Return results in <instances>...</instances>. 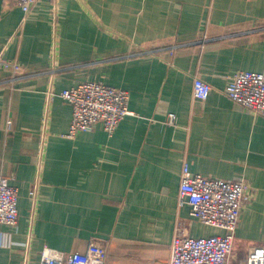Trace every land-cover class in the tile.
<instances>
[{
    "label": "crops",
    "instance_id": "obj_1",
    "mask_svg": "<svg viewBox=\"0 0 264 264\" xmlns=\"http://www.w3.org/2000/svg\"><path fill=\"white\" fill-rule=\"evenodd\" d=\"M0 56L22 67H0V175L19 190L0 264L91 242L106 264H169L181 224L193 238L224 234L180 203L185 163L252 189L229 264L264 245V117L224 93L236 72L264 71V0H40L26 16L0 0ZM195 77L211 85L204 101ZM86 81L129 91L133 114L113 135L96 124L67 137L60 93Z\"/></svg>",
    "mask_w": 264,
    "mask_h": 264
},
{
    "label": "built area",
    "instance_id": "obj_2",
    "mask_svg": "<svg viewBox=\"0 0 264 264\" xmlns=\"http://www.w3.org/2000/svg\"><path fill=\"white\" fill-rule=\"evenodd\" d=\"M20 7L28 15L40 0H5ZM0 67L19 75L22 67L0 56ZM211 85L200 77L193 82V96L206 100ZM234 103L256 115L264 117V71H238L224 90ZM60 96L71 106L72 118L67 137L92 130L101 124L113 135L120 122L133 112L129 108V91L103 82L86 81L64 89ZM175 114L169 115L174 124ZM36 197L35 190L31 191ZM252 200V189L245 180L209 179L193 175L189 165L182 168L179 201L190 207V215L205 225L222 229L224 234L193 238L185 233L181 224L170 250L169 264H229L233 253L236 230L243 208ZM19 190L8 178L0 175V224L17 227L19 222ZM107 247L91 242L85 252L66 253L44 247L40 264H106ZM246 264H264V245L251 246L246 253Z\"/></svg>",
    "mask_w": 264,
    "mask_h": 264
}]
</instances>
